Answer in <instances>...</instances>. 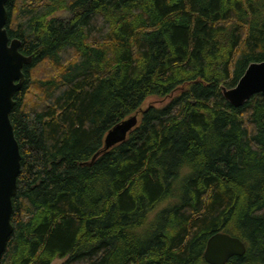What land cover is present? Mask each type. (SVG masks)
<instances>
[{
  "label": "trees",
  "instance_id": "1",
  "mask_svg": "<svg viewBox=\"0 0 264 264\" xmlns=\"http://www.w3.org/2000/svg\"><path fill=\"white\" fill-rule=\"evenodd\" d=\"M6 10L31 62L10 112L21 160L0 264H208L215 232L245 244L226 264H264V93L239 107L222 93L264 61V0Z\"/></svg>",
  "mask_w": 264,
  "mask_h": 264
},
{
  "label": "water",
  "instance_id": "2",
  "mask_svg": "<svg viewBox=\"0 0 264 264\" xmlns=\"http://www.w3.org/2000/svg\"><path fill=\"white\" fill-rule=\"evenodd\" d=\"M7 1L0 0V258L13 232L10 222L12 198L16 193L21 160L10 112L15 105L14 95L25 82L23 67L31 62L30 56L19 51L20 40L10 39L8 36L5 27ZM222 93L235 107L242 106L256 94L264 93V61L250 63L236 85L231 88L223 87ZM138 120L139 114L136 112L109 129L104 137L102 151L123 142ZM245 250V244L238 237L215 232L208 238L203 256L208 264H226L230 258L242 256Z\"/></svg>",
  "mask_w": 264,
  "mask_h": 264
},
{
  "label": "rangeland",
  "instance_id": "3",
  "mask_svg": "<svg viewBox=\"0 0 264 264\" xmlns=\"http://www.w3.org/2000/svg\"><path fill=\"white\" fill-rule=\"evenodd\" d=\"M57 15H58V16H62V15H64V13H58ZM150 101H151L153 104H155L156 106H157V105H161V104L164 103V101L160 100L159 98H151V99H149L147 102H150ZM61 261H62V260H56L54 264H58V263H60Z\"/></svg>",
  "mask_w": 264,
  "mask_h": 264
},
{
  "label": "clouds",
  "instance_id": "4",
  "mask_svg": "<svg viewBox=\"0 0 264 264\" xmlns=\"http://www.w3.org/2000/svg\"><path fill=\"white\" fill-rule=\"evenodd\" d=\"M184 169L182 168V173H183Z\"/></svg>",
  "mask_w": 264,
  "mask_h": 264
}]
</instances>
